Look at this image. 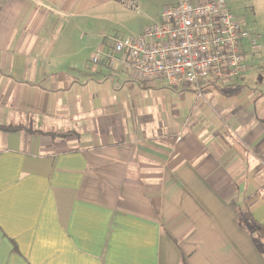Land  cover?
<instances>
[{
  "label": "crops",
  "instance_id": "1",
  "mask_svg": "<svg viewBox=\"0 0 264 264\" xmlns=\"http://www.w3.org/2000/svg\"><path fill=\"white\" fill-rule=\"evenodd\" d=\"M126 1L0 0V264H264L262 63L200 92L96 64L179 2Z\"/></svg>",
  "mask_w": 264,
  "mask_h": 264
},
{
  "label": "built area",
  "instance_id": "2",
  "mask_svg": "<svg viewBox=\"0 0 264 264\" xmlns=\"http://www.w3.org/2000/svg\"><path fill=\"white\" fill-rule=\"evenodd\" d=\"M125 4L133 12L140 9L135 1ZM245 40L259 47L260 36L248 31L226 0H179L140 35L115 38L112 54L98 48L93 62L106 56L111 66L127 65L139 82L164 80L170 87L193 85L200 92L202 80L221 82L247 72Z\"/></svg>",
  "mask_w": 264,
  "mask_h": 264
},
{
  "label": "rangeland",
  "instance_id": "3",
  "mask_svg": "<svg viewBox=\"0 0 264 264\" xmlns=\"http://www.w3.org/2000/svg\"><path fill=\"white\" fill-rule=\"evenodd\" d=\"M226 1L229 5L230 10L235 13L240 20H244L247 23V29L251 34L259 35V33H263L264 28L260 29L258 27L259 20L258 17L254 14L251 6L245 4H243L242 6L236 5L233 0ZM242 2L244 3V1ZM161 11L162 10L156 8L154 10V13L161 14ZM262 38L263 39L259 41V47L252 46L249 40H245L243 42L244 56L248 63V73L251 69L254 70L253 72H256V70H258V68L260 67V62L264 67V37Z\"/></svg>",
  "mask_w": 264,
  "mask_h": 264
}]
</instances>
